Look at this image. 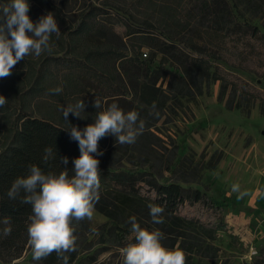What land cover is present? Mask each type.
Returning a JSON list of instances; mask_svg holds the SVG:
<instances>
[{"label":"trees","instance_id":"obj_1","mask_svg":"<svg viewBox=\"0 0 264 264\" xmlns=\"http://www.w3.org/2000/svg\"><path fill=\"white\" fill-rule=\"evenodd\" d=\"M28 2L34 23L52 12L61 34L59 39L53 35L51 53L26 57L10 77L0 80V94L8 100L0 108V219L10 217L12 226L11 235L0 236V264H19L15 260L28 246L31 206L9 200L12 182L26 176L32 164L59 173L64 165L58 156H67V168L73 169L80 152L66 128L69 123L83 129L94 122L99 111L93 107L95 98L105 105L115 102L125 112L134 110L145 123L133 145L116 144L111 135L99 141L104 155L97 156L101 186L95 210L110 220L119 238L129 239L128 219L134 215L142 227L161 230L166 247L179 246L194 255L187 226L199 223L210 239L216 238L224 229L225 206L178 182L195 179L196 167L178 159L176 141L158 124L170 121L184 103L217 82V100L227 109L250 113L257 101L264 114V89L252 81L264 80V32L245 16L261 18L264 0H190L182 5V16L168 0H135L150 4L141 19L118 0ZM119 13L131 22L122 21ZM119 20L124 32L116 29ZM144 47L149 54L142 53ZM58 86L63 87L61 94L49 91ZM80 99L86 118L69 114L67 123L59 107ZM47 146L56 148L58 156L44 163ZM164 172L173 180L161 182ZM149 203L165 207L163 224L152 223ZM196 204V212L187 210ZM77 254H70L69 264ZM258 259L257 264H264ZM41 261L58 263L55 253Z\"/></svg>","mask_w":264,"mask_h":264},{"label":"rangeland","instance_id":"obj_2","mask_svg":"<svg viewBox=\"0 0 264 264\" xmlns=\"http://www.w3.org/2000/svg\"><path fill=\"white\" fill-rule=\"evenodd\" d=\"M118 1L127 3V8L139 19L150 5L145 2L135 4V0ZM168 1L182 16V5L190 0H182L180 5L178 0ZM245 16L264 32V15L261 18ZM119 17L131 22L122 13ZM122 21L119 20L116 27L119 32L126 30ZM149 50L147 47L141 49L147 54ZM252 81L264 89V80ZM217 90L218 82L193 102L184 103L170 121L158 124L163 133H168L176 141L178 159L182 158L189 167H196L195 179L178 182L186 189L206 193L225 206L222 213L224 229L216 233V238L210 239L199 223L187 226L186 240L195 252L190 255L187 251V264H257L255 259L264 261V114L257 101L250 113L227 109L223 102H218ZM159 179L161 182L173 180L169 172H164ZM236 184L239 192L232 191ZM241 193L246 194L241 196ZM197 209V204L187 206L191 212ZM112 226L98 210L94 211L92 220L74 223L78 254L70 264H122L119 248L128 239L119 238V231ZM15 261L43 264L33 260L29 245Z\"/></svg>","mask_w":264,"mask_h":264},{"label":"clouds","instance_id":"obj_3","mask_svg":"<svg viewBox=\"0 0 264 264\" xmlns=\"http://www.w3.org/2000/svg\"><path fill=\"white\" fill-rule=\"evenodd\" d=\"M29 12L28 0H7L0 4V80L10 77L15 66L26 57L38 58L51 53L53 35L57 39L60 37L61 30L52 12L42 15L35 23ZM49 91L58 95L63 92V87ZM7 103V98L0 94V108ZM93 107L99 111L94 122L83 129L68 123L69 114L86 118L82 115L86 108L83 99L59 107L69 125L66 130H69L70 138L78 142L80 155L73 159V169L67 168V156L60 157L56 148L47 146L43 162L48 163L58 156L60 165H64L61 171L46 173L32 164L28 174L17 177L6 193L9 200L31 206L27 218V244L35 261L55 253L58 264H69L70 254L77 251L74 223L92 220L100 199L101 172L97 156L104 153L99 149V141L111 135L116 144L133 145L145 130L144 121L134 110L125 112L117 103L105 105L99 98H95ZM232 191L239 192V185H233ZM245 194L241 193V196ZM147 206L152 223L163 224L165 207L154 203ZM128 224V242L119 248L122 264H187L183 249L179 246L169 248L162 243L165 234L161 230L142 227L134 215L129 217ZM11 232V218L0 219V236L8 237Z\"/></svg>","mask_w":264,"mask_h":264}]
</instances>
